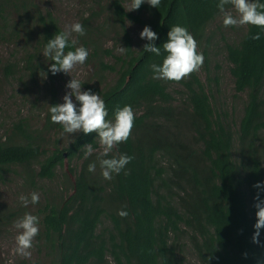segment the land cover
<instances>
[{"label":"trees","instance_id":"trees-1","mask_svg":"<svg viewBox=\"0 0 264 264\" xmlns=\"http://www.w3.org/2000/svg\"><path fill=\"white\" fill-rule=\"evenodd\" d=\"M108 1L113 21L108 27L120 33L128 50L119 57L105 50L119 68L99 63L102 70L116 73L115 82L102 89L86 84L84 91L101 96L109 121L117 108L131 106L135 120L130 138L106 157L94 152L84 157V145L99 149L95 133H78L67 146L50 147L48 131L62 129L50 119L49 107L59 104L53 89L41 129L32 130L20 119L4 140L0 138V178L17 167L34 186L36 178L53 180L68 162V172L62 174L65 198L55 196L42 220L41 241L55 254V264H183L184 236L199 264H264V228L259 244L252 242L254 197L259 192L264 200V187H253L264 182V31L247 26L237 44L225 45L235 93L246 94L243 116L235 127L225 115L215 113L198 72L180 81L186 90L177 98L167 81L152 78L151 66L161 65L167 55L162 45L168 31L186 27L199 51L208 25L221 14L219 0H161L157 9L145 3L134 13L126 11L122 0ZM24 19L41 30L24 70L28 76L44 71L51 77L52 61L40 53L62 32L56 20L51 13L43 15L34 0H0V30L6 29L10 38L25 34ZM128 20L157 33L154 46L161 48L160 56L143 52L147 41L133 51L125 28ZM104 32V27L94 29L97 40L92 34L87 42L95 55ZM257 34L260 39H252ZM70 50H75L71 41L65 52ZM12 68L5 67V78L14 76ZM117 153L134 159L119 175L105 180L98 158ZM93 162L96 170L89 172ZM121 210L128 212L127 218L118 215Z\"/></svg>","mask_w":264,"mask_h":264},{"label":"rangeland","instance_id":"rangeland-1","mask_svg":"<svg viewBox=\"0 0 264 264\" xmlns=\"http://www.w3.org/2000/svg\"><path fill=\"white\" fill-rule=\"evenodd\" d=\"M126 11L130 7L131 0H122ZM38 10L46 15L51 13L57 22L59 29L63 32L65 26L74 23H84L85 35L78 36L73 33L71 39L77 41L75 47L83 46L89 53L84 65L73 69L69 75L63 72L53 76L44 78L40 71L34 76H28L24 70L27 55L34 53V48L40 38V29L30 26L25 19V29L21 30L25 34H18L10 38L7 30H0V138L3 140L7 137L9 130L13 124L20 119H26L32 130L41 129L48 106L50 105L51 91L54 89L59 101L63 103V97L69 89L66 85L71 78L80 80L82 86L81 91L85 90V85L99 87L112 85L116 79V73L104 71L101 68L99 60L105 65H113L117 69L119 64L113 57H106L105 50H111L112 55L116 57L122 56L117 49L121 46L122 36L117 35L109 29L112 26V16L110 13V3L108 0H34ZM227 10H232L231 6ZM134 13V11H130ZM233 15L236 13L233 11ZM15 21L19 22L17 15H13ZM223 17L220 14L207 27L205 32V40L199 48V52L203 54L204 62L198 71V76L204 84L208 92L212 106L216 114L225 115L229 123H233L238 127L243 116L244 105L246 102V94H236L234 90V80L230 74L231 65L226 57L225 45L237 44L246 32L247 26L243 27H224L222 23ZM12 20L10 19V24ZM0 27L3 24L0 23ZM104 34L100 35V49L94 54L91 47L87 46L88 40L95 37L94 29L103 28ZM126 30L132 38V48L136 53L140 50L145 40L140 39V32L144 26L131 20L126 21ZM70 39V41H71ZM43 53H40L42 56ZM41 61H45L41 58ZM7 65H14V76L5 78L4 69ZM45 73V72H44ZM187 82L186 79H183ZM169 91L177 98L178 93H184L186 88L180 82L167 83ZM181 94V95H182ZM180 95V96H181ZM73 102L76 103L73 97ZM77 104V103H76ZM78 107V105H77ZM63 129L55 127L48 131V139L50 147L57 146L63 148L70 144L74 137L78 134H63ZM102 147L93 151L100 154ZM92 152V153H93ZM68 162L64 166L58 168L56 177L53 180H40L36 178L34 186L23 175L21 168H11L10 173L4 174L0 178V264H55V254H51L50 250L41 241L43 227V215L47 211L46 206L52 204V199L57 196L61 197V201L65 198L61 195L63 189L64 172H68ZM38 165L34 166V171H38ZM101 174V172H99ZM99 179V178H97ZM36 192L39 193V202L35 205L29 204L27 207L21 205L19 201L20 195L28 196ZM65 194V193H64ZM60 201V202H61ZM26 213L35 215L39 218V234L33 241L31 249V258H24L13 254L15 247V237L18 230L14 228V222L22 218ZM106 227L110 225L105 224ZM180 241L182 246L183 264H199L196 256L192 252L187 237Z\"/></svg>","mask_w":264,"mask_h":264},{"label":"clouds","instance_id":"clouds-1","mask_svg":"<svg viewBox=\"0 0 264 264\" xmlns=\"http://www.w3.org/2000/svg\"><path fill=\"white\" fill-rule=\"evenodd\" d=\"M145 3L157 9L161 0H131L128 11L138 10ZM229 5L232 10L226 9V6ZM216 7L222 14L224 27L257 26L261 31H264V3H261L260 0H219ZM233 11L236 15H233ZM73 33L83 36L86 34L85 27L78 22L65 26V30L48 40L44 47L43 56L52 61L48 69L52 75L60 72L69 75L73 69L84 65L86 62L89 53L83 46L75 47L74 51L65 52V49L69 47ZM139 36L140 39L147 41L143 46V52L153 53L156 56L161 55V48L154 46L158 38L156 32L152 31L149 26H145ZM167 37V42L162 45L167 55L161 65L153 64L151 66L154 73L152 78L178 83L198 72L203 65L204 57L198 51L197 41L186 27L173 26L168 31ZM252 39L258 40L260 35H254ZM76 43L75 39H71V45L75 46ZM127 50L128 48L121 46L117 49L121 54L126 53ZM41 73L46 78L47 73ZM81 86L80 80L71 78V81L66 85L70 91L63 97V103L49 107L51 122L62 127V135L95 133L102 147L100 156L106 157L130 138L135 113L131 106L126 105L123 108H117L114 112V120L109 121L106 119L108 111L101 96L91 90L82 92ZM73 97L79 103V107L73 102ZM83 148L85 149L84 157L87 159L94 151L92 144H86ZM132 159H134L133 156L119 153L113 155L112 158H98L102 177L105 180H112L114 174L119 175ZM95 170L96 163H90L88 171L94 172ZM124 174L127 175L128 172L125 171ZM253 187L261 189L264 187V182L257 183ZM39 199V193L36 192L30 194V199L25 195L19 196V201L24 207L29 204H37ZM254 200L256 201L254 204L256 223L254 224L252 242L259 244L260 230L264 228V200L260 199L259 192ZM118 215L121 218H127L128 212L121 210ZM14 228L18 230V234L15 237L13 254L31 258L33 241L39 234V218L26 213L14 222Z\"/></svg>","mask_w":264,"mask_h":264}]
</instances>
